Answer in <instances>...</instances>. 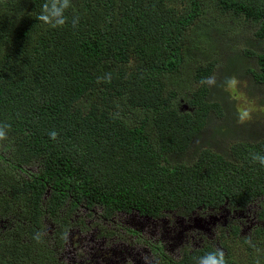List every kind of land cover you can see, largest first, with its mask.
<instances>
[{"label": "trees", "instance_id": "16d2710c", "mask_svg": "<svg viewBox=\"0 0 264 264\" xmlns=\"http://www.w3.org/2000/svg\"><path fill=\"white\" fill-rule=\"evenodd\" d=\"M223 18L247 23L252 42L212 76ZM242 78L264 86V0H0V264H58L49 239L79 205L155 217L261 198L255 242L239 241L264 252V164L253 159L264 129L237 135L226 90ZM207 125L211 142L186 158ZM216 250L165 264H202Z\"/></svg>", "mask_w": 264, "mask_h": 264}, {"label": "rangeland", "instance_id": "374dc122", "mask_svg": "<svg viewBox=\"0 0 264 264\" xmlns=\"http://www.w3.org/2000/svg\"><path fill=\"white\" fill-rule=\"evenodd\" d=\"M251 33L252 30L247 23L229 20V18L219 19L215 27L213 44L209 50L210 57L212 59L216 58L219 65L214 69L212 76L218 74L224 57L227 54L230 55L233 50L238 48L249 47V42H252ZM189 86L191 90L195 87L193 83H190ZM251 86L248 78H242L241 80L232 79L226 89L234 100L233 106L236 109L237 117L235 118L236 120L234 121L233 126L241 128V132L237 134L241 138H243L247 131L245 128L254 127L257 134L261 128L262 130L264 129V106L259 104L263 103L264 105V86L254 88H251ZM182 93H184L183 90H181V94ZM181 105H183L182 101ZM214 121L215 124H218L219 122L218 120ZM211 139V131L208 129L207 125L199 138L196 139L192 143V146L186 151L185 157L188 159L192 158L195 152L194 149L203 147L205 141L211 142ZM221 142L223 143L222 146H227L230 140H224V142L221 140ZM0 153L1 155L6 156L7 151L5 152L0 148ZM0 168H3L1 162ZM39 168V164L33 162L25 169L27 171L37 172ZM21 175L24 174L21 173ZM0 192H2V188H0ZM260 205L261 198L252 200L244 207L231 206L227 203H223L216 209L195 210L196 213L194 214H185L187 216L190 215L189 218L183 217L181 215L182 210L177 209L176 213L168 215L167 218L185 225L187 229L184 231V234L187 235L189 242L200 243L198 241L201 240L203 243H210L215 249L223 251L224 254H229V257L238 262H246L247 260H250L256 264H260L261 260L264 261V252H262L260 244H257L258 246L254 251L249 252V250H247L239 241V238L241 237L251 241L252 238H254V229L257 226L262 225V223L256 218ZM64 209L65 208L60 211V214ZM93 211L100 212V208L95 207ZM81 212L83 211L80 209H76V211L73 212L74 216L72 215L73 217H70L72 218V222L76 219L84 220L85 218L86 225L88 223L92 226L93 214H83ZM193 216H196V219L190 221ZM167 218L145 220L132 215L122 216L120 221L129 229H140V226L143 225L144 236L149 237V232H159V229L164 225ZM42 224L44 230L46 229V234L51 236L52 231L54 232V228H52L45 220L42 221ZM232 226L238 227L239 233L237 234V237H234L231 233ZM63 235L67 236V233L64 231L60 236L61 238L58 239L54 234L53 237L49 239L48 246H53L56 253H58V264H73L70 261L74 259V261H76L79 259V252L70 251L68 244L65 246L63 245Z\"/></svg>", "mask_w": 264, "mask_h": 264}, {"label": "flooded vegetation", "instance_id": "af4514ba", "mask_svg": "<svg viewBox=\"0 0 264 264\" xmlns=\"http://www.w3.org/2000/svg\"><path fill=\"white\" fill-rule=\"evenodd\" d=\"M94 208L95 206L88 210L79 205L74 210L80 209L83 214L92 213V226L88 223L86 225L85 218L84 220L76 219L74 222L72 218L68 219V227L64 230L67 236L63 235V245L68 244L70 251L79 252L77 262L74 261L75 259L70 261L73 264H165V258L178 261L184 252L190 254L207 243L201 240L198 241L200 243L189 242L187 235L184 234L187 229L185 225L167 218L168 215L176 213L177 209L166 211L155 217H143L134 211L116 212L106 217L101 209L100 212H94ZM194 213L196 211L191 212V214ZM72 215L74 216L73 213ZM132 215L145 220L159 218H167V220L163 222L164 225L159 232H149V237H145L143 225L140 229H129L120 221L122 216ZM181 215L185 218L190 216L182 212ZM194 219L196 216H193L190 221Z\"/></svg>", "mask_w": 264, "mask_h": 264}, {"label": "clouds", "instance_id": "9594fccd", "mask_svg": "<svg viewBox=\"0 0 264 264\" xmlns=\"http://www.w3.org/2000/svg\"><path fill=\"white\" fill-rule=\"evenodd\" d=\"M63 5L65 8L69 6V0H63ZM41 20H46L47 17L41 15L39 17ZM60 23H63L61 20ZM4 134L0 132V140L4 139ZM254 160H259L261 164H264V156H253ZM202 264H226L224 252L221 250H216L201 257Z\"/></svg>", "mask_w": 264, "mask_h": 264}]
</instances>
